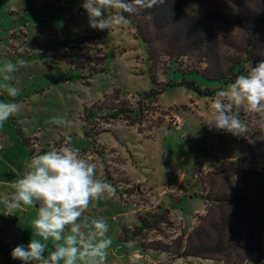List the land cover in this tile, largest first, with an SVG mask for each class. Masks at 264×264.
I'll return each instance as SVG.
<instances>
[{
	"label": "rangeland",
	"instance_id": "1",
	"mask_svg": "<svg viewBox=\"0 0 264 264\" xmlns=\"http://www.w3.org/2000/svg\"><path fill=\"white\" fill-rule=\"evenodd\" d=\"M74 1L0 0V63L5 60L16 63L18 59L27 62L26 66L10 74L11 79L8 81L20 89V95L15 98V102L20 103L22 109L0 127V134H4L7 139L10 129L16 132L11 123L19 122L21 124L19 128L24 127L29 135L40 133L41 136H46L47 140L49 139V146L59 147L66 137H71L72 143L80 148L82 155L94 147L86 140L90 128L88 124L85 125L86 128L82 124L83 108L86 106L90 108L95 102L94 106L100 105L97 101L118 88L126 92L119 89L121 97L118 105L127 101L136 107L140 95L152 87V82L146 46L143 42L140 46L136 44V29L132 25V28H128V32H122L124 39L123 36L116 35L120 31L115 34L108 30L93 29L89 26L88 20L83 19V29L75 32L74 35L69 32L71 37L66 42L68 47L63 42L49 44V48L53 51L64 46L68 51L60 50L54 55L47 52L46 44L49 41L47 25L52 27L53 35L67 34L79 14L77 10L71 11V4H75ZM216 1L222 17L227 18L230 25L234 24L233 14L236 13L235 7L239 6L237 1ZM62 5H65V8ZM241 9L248 11V6H242ZM28 28L31 33L42 32L43 37L38 36V40L34 41V35L31 34L30 41ZM65 29L68 31L65 32ZM229 29L233 31L232 26ZM33 42H36L37 46L33 45ZM56 55L59 57L55 59ZM187 64L185 60L184 68ZM159 67L160 82L166 83L179 78V73L175 72L178 68L175 62L165 61ZM2 82L0 77V83ZM185 91L178 88L176 91L164 93L158 98L157 104L147 106L142 122L135 127L139 131L147 132L146 136L149 138L154 133L155 138L139 147L148 157L145 166L151 170L144 173L145 182H150L154 191L160 195L165 185H172L173 182H170L172 174L175 176V182L182 179L185 187L189 185V192L194 199L190 206L188 204L186 206V212L189 214L202 206L200 195L198 196L201 193L200 176L220 169L235 174L244 166L263 169L264 143L262 147L251 150L245 143V135L234 136L216 129L210 130L205 122L212 114L209 105L213 97L200 98L195 93L196 98L192 99ZM108 96L101 101L104 106L115 103L111 94ZM0 100L9 101L11 98L0 89ZM235 111L250 130L257 133L258 138L263 135L264 141V115L248 112L244 108H237ZM52 117H64L75 121V127L63 128L51 124L49 121ZM91 122H94V119H91ZM128 125L132 126L130 123ZM104 127V120L100 118L97 120L95 130L91 132H96L98 129L101 131ZM51 139L57 141L53 142ZM135 141L134 139L133 142ZM26 148L34 151L36 146L31 142L30 145L26 144ZM140 170L142 172L143 167H140ZM119 179L123 181L125 177ZM185 187L183 186L182 189ZM123 190L127 192L126 196L131 198V201L147 204L148 210H142V215L150 211L158 214L162 212L158 207L152 208L149 202L151 186L131 184L124 186ZM187 200L188 198L183 202ZM164 206L162 204L160 207L165 208ZM0 210L5 211L2 205ZM175 214L171 216L170 211V224L161 225L159 231L150 232L148 238L164 239L170 243L183 231L182 226L185 221L186 224L189 223L185 228V232L189 234L197 223L198 215H202L197 214L187 221L183 209ZM178 215L184 216L185 220L182 218L180 220ZM10 259L9 257L8 260ZM171 259L177 260L178 264H218L212 260L197 258L171 257Z\"/></svg>",
	"mask_w": 264,
	"mask_h": 264
},
{
	"label": "trees",
	"instance_id": "2",
	"mask_svg": "<svg viewBox=\"0 0 264 264\" xmlns=\"http://www.w3.org/2000/svg\"><path fill=\"white\" fill-rule=\"evenodd\" d=\"M236 1L239 6L235 7L232 25L222 17L216 0H164L129 17L137 38L146 46L152 87L140 95L136 107L127 101L118 105L119 89L111 94L113 105L97 102L100 105L84 107L81 120L89 125L87 137L92 143H96L93 137L104 132H91L100 118L104 123L121 119L135 126L142 122L147 106L157 104L164 93L185 88L200 98H212L219 88L246 72L249 65L255 67L264 59V0ZM242 6H248V11H242ZM185 60L188 64L184 68ZM165 61L178 65V79L159 81V65ZM12 124L24 143L30 145L31 139L23 136L17 122ZM256 134L249 128L244 137L251 150L264 143L263 135L258 138ZM199 184L205 213L198 215L189 234L181 231L170 243L149 239L150 232L171 222L170 211L159 206L160 214L150 211L138 215L134 229L123 227L119 242L131 241L142 252H164L172 258L264 264V168L244 166L235 174L208 172L199 177Z\"/></svg>",
	"mask_w": 264,
	"mask_h": 264
},
{
	"label": "clouds",
	"instance_id": "3",
	"mask_svg": "<svg viewBox=\"0 0 264 264\" xmlns=\"http://www.w3.org/2000/svg\"><path fill=\"white\" fill-rule=\"evenodd\" d=\"M164 0H84L82 7L88 15L89 26L100 31L130 23L129 17L141 10L150 9ZM24 59L16 63L5 60L0 63V89L9 101L0 100V127L21 111L15 102L20 89L8 83L10 74L26 66ZM210 117L205 124L234 136L245 135L248 125L240 119L237 108L264 115V59L249 65L246 72L219 88L209 105ZM49 123L63 127H75V121L64 117H52ZM11 191L0 195V205L6 214L21 208H34L31 219L32 238L27 245H17L11 258L22 264H78L81 258H101L104 264L107 250L112 244L107 236L109 225L105 218H89L85 212L94 202L115 192L107 181L96 173V164L81 155L78 146L66 137L64 143L30 157L22 173L11 181H5ZM81 222L91 228L90 239L82 245ZM68 229V234H66ZM53 242L50 243L49 242ZM133 242H129L132 246ZM47 253V254H46Z\"/></svg>",
	"mask_w": 264,
	"mask_h": 264
},
{
	"label": "crops",
	"instance_id": "4",
	"mask_svg": "<svg viewBox=\"0 0 264 264\" xmlns=\"http://www.w3.org/2000/svg\"><path fill=\"white\" fill-rule=\"evenodd\" d=\"M83 2L84 0H75V4H71V11L75 12L77 10L79 14L76 16V20L72 22L71 27H69V31L68 29H65V32L68 31L67 34H64L63 36H56V34L53 35V32L51 31L52 27L47 25V28H49V31H47V34H49V38H47V40L49 39V41L48 44H46L48 53H52V55H54L60 50L68 51V48H65V46L68 47L66 42L70 40L68 39L71 37V35L69 34L71 33L72 35H74L75 32L83 29V19L88 20V15L85 9L82 7ZM64 6L65 5H62V7ZM128 28H132L130 23L122 26H116L109 31L115 34L120 31L116 35L122 37V32H128ZM27 34L30 41L31 34L34 35V41L38 40V36L43 37L41 35L42 32L34 33L33 31V33H31L30 28L27 29ZM124 39H122L123 42ZM135 41L136 44H139V46L140 43H142L139 38L135 39ZM38 42L42 43L41 41ZM58 42L59 44L63 42L65 46L59 49L56 48L55 51L49 48V44H58ZM32 44L36 45V42H33ZM11 46H13V43ZM41 53L42 51L40 50V55H42ZM58 57L59 56L56 55V57L54 58L56 59ZM118 89L123 91L121 88ZM174 90L176 91V89ZM185 90L189 98H196L194 92L187 89ZM166 93H170V91ZM105 96L102 98V100L105 99ZM102 100H99L97 102H101ZM17 124L19 126L20 123L17 122ZM82 124L85 127V122L82 121ZM104 124V132L98 136L93 137V140L96 141L95 144L92 143L91 138L86 136L87 142L90 145H94V147L92 150L82 154L84 158L89 159L96 164L97 176L100 179H103L112 184L115 188L114 193L106 194L105 198H102L98 202H94L93 205H91L85 212V215L89 218L103 217L108 222L109 231L107 233V236L111 238L112 244L107 250L108 254L106 261H104V264H178V261L171 259L168 253L152 250L142 252L137 248H134L135 245L129 246V244H123L119 242V236L122 228L128 227L130 229H133L138 225V215H142V210H148L146 206L147 204L142 205L137 204L135 201H131L132 199H129V197L126 196L127 192L124 191L123 188L124 186H128L131 184H147L148 186H151L152 190L150 193L149 202L151 203L152 208L159 207L163 204L165 205L164 207L166 209H169L171 211V216L183 209L186 214L187 221L197 214L205 213V203L199 196L200 193L198 194V196L202 202L201 208L197 209V211H191L189 212V214H187L188 212H186V206L187 204L188 206H190L191 202H193L194 199L192 194H190L189 192V185L185 187V185L182 183V179H178L177 182H175V176L172 174L170 178V182H173L172 185H165L160 195H158V193L154 191V188L150 184V182H145L143 178L145 175L144 173H147V171H149L150 169L145 166L148 162L146 153L139 149V147L142 146L145 142L152 141L153 139L155 140L153 136L154 133L152 137L149 138L148 136H146L148 134L147 132L139 131L137 127L129 126L127 121H123L121 119L110 120L108 123ZM23 128H21L23 131V136L25 138L31 139L32 143H34L36 146L34 151H29L26 148L23 137L18 134L17 130L15 132L14 130L11 131L10 129V132L7 133V139L5 138L4 134H0V195L11 191L9 186L4 182L14 180L17 177V173H22L25 170L26 163L29 161L32 155L42 153L52 147L49 146V139L47 140L46 136H41L40 133L29 135ZM130 136H132L131 140L129 138ZM134 139L136 140L135 142H133ZM51 141L54 142L57 140L51 139ZM99 150L103 151L100 152ZM140 167H143L142 172L140 170ZM221 171L222 169L215 172ZM122 176L125 177V180L123 179V181L119 179L122 178ZM150 176L152 177V175ZM183 186L185 187L184 189H182ZM187 198L188 200L186 202H183ZM8 211H12L14 212V214L9 215L6 214V211L3 212L0 210V264H16L14 263V259L11 258V254L8 251L7 246L9 244L15 246L20 244L27 245L30 242V239L32 238L30 222L36 214V210L34 208H21ZM178 218L180 220L181 218L185 220L184 216L178 215ZM187 225H189V223L186 224L185 221L182 226L183 232H185V228L188 227ZM65 231L66 234H68L69 230L66 229ZM91 231L92 230L88 226V223L81 222V232L83 233V236L81 237V246H83V244H86L90 239ZM49 243L51 245V243L53 242L50 241ZM9 257L11 258L10 260H8ZM100 260L101 258H96V261L94 262L92 258H81L80 261H78V264H99ZM60 264H63V262L61 261Z\"/></svg>",
	"mask_w": 264,
	"mask_h": 264
},
{
	"label": "built area",
	"instance_id": "5",
	"mask_svg": "<svg viewBox=\"0 0 264 264\" xmlns=\"http://www.w3.org/2000/svg\"><path fill=\"white\" fill-rule=\"evenodd\" d=\"M15 247V245H12V244H9L8 246H7V249H8V251L10 252V254H11V251H12V249ZM14 262L16 263V264H22V262L20 261V260H17V259H14Z\"/></svg>",
	"mask_w": 264,
	"mask_h": 264
}]
</instances>
